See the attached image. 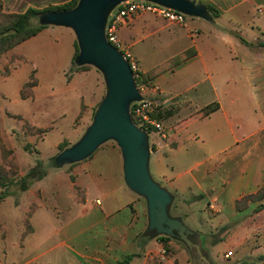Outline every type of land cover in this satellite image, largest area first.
I'll return each instance as SVG.
<instances>
[{
    "label": "crops",
    "instance_id": "obj_1",
    "mask_svg": "<svg viewBox=\"0 0 264 264\" xmlns=\"http://www.w3.org/2000/svg\"><path fill=\"white\" fill-rule=\"evenodd\" d=\"M14 1L18 0H0L8 11ZM191 1L203 6L209 17L185 14L184 21L177 23L142 12L118 25L116 34L135 58L139 74L163 66L142 81L158 87L152 94L158 104L157 117L172 128L166 139L147 134L148 171L170 193V215L181 218L193 232L191 237L199 249L147 230L146 201L125 182L122 156L114 142L110 154L95 150L67 165L71 172L66 176L62 175L64 166L48 168L43 178L21 193L31 204L37 199L40 205L30 213L32 222L37 211L47 207L45 195L53 197L49 207L56 208L54 204L66 188L73 213L54 232L58 245L70 250L75 260L116 264L125 255L134 254L130 262L137 259L139 264H154L159 257L168 260L172 254L183 264H195L196 253L204 264H264V0ZM122 4L110 11L106 24ZM32 5L27 2L25 9ZM59 35L66 37L67 53L59 59L47 57V91L41 96L69 93L74 122L80 116L77 123L84 125L79 139L105 93L85 95L84 76L90 67L71 69L76 40L70 28L47 25L1 54L0 78H9L21 68L34 38H45V50L63 55L55 51ZM160 57L161 61L145 66L144 60ZM25 74L17 86L18 94L34 101L38 72ZM30 79L34 81L31 93L22 96L21 88ZM56 82L66 88L54 86ZM30 126L34 131L27 134L29 143L45 131ZM63 141L54 143V154ZM160 236L169 237L168 242L180 241L186 251L175 247L171 252ZM162 247L169 251L164 258L160 256ZM68 263L77 264L73 260Z\"/></svg>",
    "mask_w": 264,
    "mask_h": 264
},
{
    "label": "rangeland",
    "instance_id": "obj_2",
    "mask_svg": "<svg viewBox=\"0 0 264 264\" xmlns=\"http://www.w3.org/2000/svg\"><path fill=\"white\" fill-rule=\"evenodd\" d=\"M29 1L33 2V8L43 9L48 6L62 5L69 0H23V2L18 0L11 4V11L3 9L1 6L2 11L7 13L23 12ZM0 4L2 5V2ZM38 16L31 17L30 22L32 24L39 23ZM32 41L33 44L28 48L24 63H20L21 68L17 69L9 78H0V176L2 177L0 178V191H3L4 181L6 179L9 181L6 186L7 195L0 198V264H69L68 262L71 260L77 264H93L96 260H75L71 256L70 250L58 245V236L55 235L54 230L60 226L63 227L67 215L71 213L72 216L73 213L72 199L69 200L67 197L65 187L64 195L58 199V203L54 204L56 208L49 207V198L53 197L45 195L44 204L47 207L39 209L32 222L29 220L30 213L33 212L35 206L40 205L37 199L31 204L30 199L21 196L23 191L20 189L19 179L35 166L37 159L41 160L43 167L50 168V160L56 155V153L54 154V143L58 139L64 138L65 141L68 140L66 146L68 147L71 142L78 140L84 126L77 123L80 116L74 122L76 115L72 112L74 106L73 101L68 97L69 93L50 97L41 96L47 91L48 84L44 74L50 63L46 62V59L47 57L50 59L64 57L67 53L66 37L60 35L58 37L59 49H55V51L57 54L63 53L59 57L52 52V49L45 50L43 47L46 42L45 38L38 37ZM39 46L43 48L40 49ZM76 49L78 51L77 44ZM76 56L73 58L71 69L82 67L75 63ZM160 59L162 57L157 60L153 59L152 62L148 58L144 60L145 66H150L158 60L161 61ZM85 67H90L88 74L84 76L83 91L85 95H89V92L92 91L99 93L103 90L105 93L101 73L97 72L93 65ZM32 70L34 73L37 70L38 77H35L39 81L34 101L20 98L17 87L21 80L27 77L25 72L30 73ZM65 81L66 78L63 82ZM82 82L83 80L80 78V86ZM60 85V82H56L54 86L60 89L66 88V86ZM21 92L28 95L31 93V81L23 87ZM91 120L92 117L90 122ZM30 125L45 130L37 141L34 138L31 143L27 141V134L34 131ZM111 143L114 141L102 143L96 152L110 154L113 151L110 147ZM67 165L69 164L64 165L62 170L64 176L71 172L70 166ZM65 186L67 187V185ZM48 191L52 192V190ZM60 234L62 235L63 232L61 231ZM166 244L171 252L175 247L186 251L185 245L176 239H172ZM193 255L195 264H204L199 261L196 253ZM168 260L159 257L158 261L154 260L156 261L154 264H183L181 258H174L172 254ZM129 264H139V262L137 259H133Z\"/></svg>",
    "mask_w": 264,
    "mask_h": 264
},
{
    "label": "water",
    "instance_id": "obj_3",
    "mask_svg": "<svg viewBox=\"0 0 264 264\" xmlns=\"http://www.w3.org/2000/svg\"><path fill=\"white\" fill-rule=\"evenodd\" d=\"M126 0H78L70 9L43 12L40 24L70 28L75 36L77 65H93L103 76L105 94L91 123L81 137L60 150L50 160V167L59 168L89 157L102 143L113 140L122 156L125 182L143 196L147 206V230L184 242L199 249L193 232L181 218L170 215V193L155 182L148 171V135L132 120L129 107L141 99L133 73L122 53L105 37L107 16ZM189 16L208 18L206 9L191 0H146ZM195 240V241H194Z\"/></svg>",
    "mask_w": 264,
    "mask_h": 264
},
{
    "label": "built area",
    "instance_id": "obj_4",
    "mask_svg": "<svg viewBox=\"0 0 264 264\" xmlns=\"http://www.w3.org/2000/svg\"><path fill=\"white\" fill-rule=\"evenodd\" d=\"M142 12H151L171 22L181 23L184 21L185 14L174 11L173 9L161 6L154 2L146 0H126L123 4L110 15V19L105 26L106 40L115 46L124 59L128 62L133 73L134 80L139 77L137 62L133 55L124 47L116 34L118 25L127 23L135 14ZM136 83V88L141 95V99L131 103L129 113L135 125L144 130L147 134L154 133L162 139L168 138L172 134V128L164 125L157 117V101L154 99L153 93H156L158 87L148 82ZM169 251L166 247L160 249V256H168ZM230 252L226 254L228 256Z\"/></svg>",
    "mask_w": 264,
    "mask_h": 264
},
{
    "label": "trees",
    "instance_id": "obj_5",
    "mask_svg": "<svg viewBox=\"0 0 264 264\" xmlns=\"http://www.w3.org/2000/svg\"><path fill=\"white\" fill-rule=\"evenodd\" d=\"M77 3V0H69L62 5H54L48 6L43 9H36L33 7H28L23 12H14V13H7L2 11V5L0 4V55L9 50L10 48L14 47L18 43L26 40L27 38L34 36L37 34L41 29L45 28L47 25L44 24H32L30 22L31 17H36L43 12L48 11H57V10H66L74 7ZM211 9V8H210ZM212 10V9H211ZM264 47V44H263ZM78 51L76 49V42H75V52L73 58L77 55ZM85 66L79 67L84 68ZM163 66L156 67L149 71L147 74H139V77H136L135 80L137 83L144 81L145 79L149 78L153 73L162 69ZM31 86L34 84V81L30 79ZM27 81L24 85L28 84ZM21 88V90L23 89ZM22 96L28 94H22ZM68 145L66 141H63L59 144L58 149L62 150ZM1 169V168H0ZM47 170L43 167L42 162L40 159H37L36 164L33 168H31L23 177L19 179L20 181V189L22 191L26 190L29 185L36 180L43 178ZM0 178H2L0 176ZM5 179V178H4ZM7 179L3 183V191H0V198L7 195L6 186L8 185ZM162 241L166 243L170 240L169 237L160 236L159 237ZM134 254H127L121 260H119L116 264H128L130 260L133 258Z\"/></svg>",
    "mask_w": 264,
    "mask_h": 264
}]
</instances>
